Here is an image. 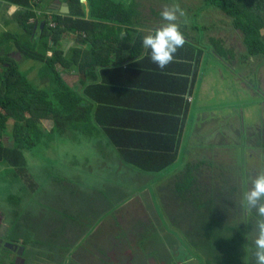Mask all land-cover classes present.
I'll list each match as a JSON object with an SVG mask.
<instances>
[{"label":"crops","instance_id":"crops-1","mask_svg":"<svg viewBox=\"0 0 264 264\" xmlns=\"http://www.w3.org/2000/svg\"><path fill=\"white\" fill-rule=\"evenodd\" d=\"M57 1L62 0H55V2ZM155 3L157 7H160V1ZM165 4L170 5L169 3ZM83 6L86 13L85 22L91 24L89 34L72 32L70 27L73 25L68 24L67 32L62 35L58 44V50L64 52V57L67 58H71L79 52L83 53L82 64L69 65L68 72L62 71L63 79L80 96L85 114L90 116L93 121L105 123V126L99 124L100 131H95L92 139L82 135H71L73 138L81 137L87 145H91L90 140H98L99 142L92 148L99 151L104 150V155H100V161L106 162L105 165L97 164L95 169L85 168L88 170H107L109 166V169L114 172L113 176L108 179L113 181L116 179L125 180V182H119L117 185L134 186L138 182L141 183L144 176L146 177L148 174L127 173V171L138 170L127 165L121 150L110 141L107 133V131L115 132V130L127 132L129 127L132 128L134 119L138 118L139 115L154 118V121L151 119L149 121L155 125L157 137L160 133L164 139L160 145V150H165L164 152L167 153L179 151V161L183 162L186 159L190 163L189 156H187L188 139H193V137L189 134V121L193 119L195 123L191 131L204 132L207 128V121H210L209 118L203 120L207 115L217 118V115L222 114L223 120L227 119L228 116L225 114L227 104L219 68L216 67L212 70L213 60L209 59L206 64L205 56L202 57L199 65L195 61V54L198 52L195 48V41L200 38L198 32L190 28L182 29L181 33L184 36L185 44L174 54L173 62L161 69L151 61L142 47L144 36L154 34L156 29L168 23L161 18L160 10L156 11L151 7L152 11L150 10L149 14H144V9L141 6L146 20H141V23L133 26L137 32L132 34V38H128L133 27L116 22H97L89 16L88 3ZM171 6L173 7V5ZM16 9L17 7H12V13ZM172 9L175 10V7ZM69 11L71 13L70 6ZM10 20L11 18L7 17V13L5 14V9L2 10L0 13V36L5 33L8 27L7 21ZM76 20V18L73 19V21ZM176 24L179 27L184 25L181 18ZM95 25L96 28L94 29ZM139 36L140 41L137 39ZM213 57L217 61L218 58ZM44 73V67L39 69L40 88L47 86V77L41 78ZM88 106H92V108L87 109ZM189 106L190 113L187 116L181 114ZM179 117H185V123L180 122ZM140 120L138 119V121ZM124 143L130 147L125 151L130 153L131 151L136 153L138 149L141 151L139 147H136L137 145L130 144L129 141H124ZM84 161L85 165H88L90 159L85 158ZM174 167L168 168L163 179H160V175L153 177L155 180L152 181V187L155 188L151 195L154 196L156 192L160 198H163V202L167 197L164 192H160L159 187L173 186L178 183V178L172 179L169 183L157 185L168 180L166 178ZM89 176L96 178L92 174ZM76 179V185L98 189L99 191L79 189V186L72 190L73 193L81 196L83 201L73 202L66 206L70 213L67 222H65L69 226L66 231L69 235L68 243L61 241L62 235L59 233H47L56 240L59 237L57 241L61 242L60 246L64 250L59 255H62L64 260L61 261L59 256L54 257L51 260L53 264L172 263V258L165 253V251H171V245L165 233L159 230L154 222L132 220L133 214L127 206L123 208L126 211L122 213L117 226L108 227L109 225L105 224L108 216L104 221H98L102 216L108 214L110 202L121 201L125 197L124 195L120 196L119 200L111 199L113 194L110 193L104 182L86 186L82 185L81 178ZM100 179L105 180L107 178L100 177ZM164 206L169 208L171 204L166 202ZM217 206L219 209L212 213L214 222L211 223L210 228L205 229V234H207L205 237L202 233L199 238L192 226L183 227L182 233L192 236L195 244H197L195 248L203 256L210 258L209 262L214 260V264H257L255 253L251 250V244L246 245L239 241L230 246L227 238L233 236L232 228L226 229L222 220L224 218L233 219L235 215L225 211L220 213L222 204ZM181 213L173 214L172 212L173 216H179ZM134 214L137 213L134 212ZM139 214L137 219H139ZM41 216L42 214L39 212V217ZM203 216L208 218L210 212L208 215L203 212ZM239 219L244 222L246 220L245 215L240 216ZM97 221L98 223L94 224ZM7 223L10 224L9 221ZM101 223L103 224L100 225ZM76 224L82 226V231L77 229ZM93 224L92 229L88 230V226ZM215 227H217L216 233ZM137 231L139 233H136ZM214 233L217 235H211ZM168 234L170 235V233ZM154 237L157 238V241H153ZM158 243L161 244L155 245Z\"/></svg>","mask_w":264,"mask_h":264},{"label":"rangeland","instance_id":"rangeland-1","mask_svg":"<svg viewBox=\"0 0 264 264\" xmlns=\"http://www.w3.org/2000/svg\"><path fill=\"white\" fill-rule=\"evenodd\" d=\"M159 1L160 7H157L155 2ZM174 1L175 9L181 8V12L179 10L176 11L177 19L174 23L180 21L181 18L182 23H185L187 28L191 29V22L194 25L195 15L202 8L203 0ZM136 2L143 7L144 14H149L151 7L161 12L165 8L173 10L170 3V5L165 4L167 2L165 0H137ZM9 8L6 2L4 3L0 0V13L4 9L12 13ZM185 13L192 16L189 18ZM189 19H192V21ZM197 23L199 26L203 23L208 29L204 42L209 43V39L212 38L218 39L223 42L228 51L232 50L235 57L239 61L241 60L245 53L242 35L234 31L231 21L221 15L220 12L211 9L204 12V14L202 13ZM9 28L10 32H15L12 21L9 22ZM3 43L1 42V44ZM218 60L213 59L211 69H215L214 63L216 61V66L219 67L222 79H224L222 87L225 90L227 104L225 114L228 116L227 119L223 120L222 114L217 115V118L207 115L203 120L209 118L210 121H207V128L204 132L191 131V128L195 126L193 119H191L189 121V134L193 139H188L187 156H189L192 164H195V158L196 161H202L209 159L214 154L216 166L219 168L215 174V195L220 196L221 192V194L232 192L230 189L233 188L234 182L241 183L244 190L246 187L250 190L252 180L259 174L264 173V147L262 146L264 138L258 139V136L255 135L261 131L264 134V98L260 94L262 91L260 86L264 82V58L247 60L241 66L236 60L234 61V66L231 67L235 68L234 72L225 70ZM43 67L45 73L41 76L42 79L46 77V68L43 64L26 61L22 65L24 73L28 74L27 72H31L28 77L37 87L41 83L39 69H43ZM255 86H258L259 90H256ZM262 87L264 88V83ZM46 89L53 90L48 84ZM207 108H209L208 105ZM46 125L49 130L52 128V122H47ZM13 131L12 122L10 124V132L13 133ZM251 133L252 143L241 137L244 134L250 135ZM54 140L52 141V138L45 139L36 148V151L26 154L29 164V167H26L23 172L25 173L26 182L21 179V175L20 178L15 175L14 168L13 170L6 164H2L0 167V209H5L4 211L11 213L12 217L7 219V222L11 220V227H13V224L17 225L16 228L19 233L14 234L15 238L17 237L20 240L26 236L22 233V228H24L26 223L30 228L39 229V232H41H38V236L36 235L35 237L36 240L39 239V246L32 245L34 248L31 247V250H29V258L33 256V259L36 262L39 261V264H53L51 260L63 253L64 250L60 246L61 242L57 241L59 237L56 240V238L51 237L47 233H59L62 235L61 241L68 243L69 235L66 231L69 226L65 222H67L70 213L66 206L73 202L83 201L81 196L72 192V190L77 189L76 186H79L76 185V178H81L82 185L86 186L98 185L104 182L108 186L110 193L113 194L111 199L119 200L120 196H125L121 201L110 202L109 210L107 211L109 215L105 214L98 221H104L106 216H108L105 224L109 225L108 227L117 226L122 213L126 211L123 208L127 206L128 210L133 214L132 220L154 222L155 226L165 233L171 245V251L168 250L165 253L172 258L171 264H214V260L209 262L210 258L198 252L195 248L197 244H195L192 236L181 231L185 226H192L199 238L202 233L205 237L207 235L205 234V229L210 228L211 223L214 222L212 212L207 218L203 216V212L199 208V205L207 204L211 198L209 195L202 196L200 193L202 179H199V184H195L191 194L187 193L188 195L185 198L179 196L174 198L172 196L174 189L168 186L159 187L162 190L165 189L164 195L167 199L164 202L163 198L160 197L154 200L151 192L155 188L152 187V181L155 180L153 177L156 175L148 174L146 177L144 176L141 183L138 182L134 186H121L117 185V183L125 182L124 179H116L114 181L108 179L113 176L114 172L109 169V166L107 170H88L85 168L95 169L97 164H106V162L100 161V155H104V150L99 151L92 148L99 142L98 140H90L89 143L91 145H87L81 137L73 138L71 134H66L65 137L61 138H54ZM5 142H8V140L5 139ZM253 146L255 147L253 148ZM85 158L90 159L88 165H85ZM190 164L186 159L183 162L178 161L172 166L175 167L170 171V175L167 176L166 179L168 180L158 183L157 186L162 183H169L172 179L177 178L191 180L188 176L184 177L185 171ZM197 164H200V171L205 168V165L196 162ZM127 173L139 172L131 170L127 171ZM89 174L95 175L96 178L90 177ZM244 174L248 180H240V182L239 179H236L237 175L242 178ZM100 177L107 179L102 180ZM224 184L225 187H223ZM30 186L33 188L31 189ZM79 187V189H91L81 185ZM91 190L94 192L99 191L98 189ZM244 193L235 192L232 205H229V200L226 199L222 200V203L218 202V205L222 204L220 213L225 211L235 215L233 219L224 218L222 220V224L225 225L226 229L232 228V238L236 243L241 241L246 245L251 244V250L255 253V240L258 235L257 221L261 217L257 215V212L254 214L253 211L257 209L251 210L248 208L243 199ZM219 198H222V196ZM166 202L167 204L170 202L171 206L169 208L164 206ZM211 204L213 203L211 202ZM250 210L251 213H249ZM39 212L42 214L41 217H39ZM134 212L137 214H134ZM172 212L173 214L181 213V215L173 216ZM138 213H140L139 219H137ZM205 213L208 215L209 211ZM247 213L249 214L247 215ZM16 214L20 216L17 217ZM244 215L246 220L241 222L239 217ZM24 219H26V222ZM98 221L94 222V224H97ZM94 224L88 226V230H91ZM145 226L148 227V225ZM76 227L79 231L83 229L78 224H76ZM136 233H139V231ZM28 237L32 238L29 234ZM153 241H157V238L154 237ZM36 255L39 256L40 260H37ZM59 257L61 261L64 260L62 255Z\"/></svg>","mask_w":264,"mask_h":264},{"label":"trees","instance_id":"trees-1","mask_svg":"<svg viewBox=\"0 0 264 264\" xmlns=\"http://www.w3.org/2000/svg\"><path fill=\"white\" fill-rule=\"evenodd\" d=\"M1 1L6 2L9 6H16L18 8L15 17L23 33L21 35L4 34L0 36V40H2L0 42H4L3 39L8 40V42L12 41L15 45L19 46L26 61L44 64L47 71V84L53 88L50 91L46 89L47 86L45 88L37 87L30 80L28 74L13 64L0 77V167L2 164H6L12 169L14 168L15 175L18 178L21 175V179L26 182L24 178L25 173H23L26 167H29L26 154L36 151V148L45 139L52 138L53 141L54 138L65 137L69 133L71 135H82L92 139L94 136L93 133L100 131L99 124L105 126V123L103 121H93L90 116L85 114L84 105L80 100V96L63 79L62 71L68 72V67L71 64H82L83 58L82 52L77 53V55L71 58H67L64 57V52L58 50V44L61 41L62 35L67 32L68 24L73 25L70 29L72 32L77 33L86 32L89 34V29L91 28V24L85 22V7L81 5L80 0H62L69 4L71 8L70 16H55L54 22L57 23V28L52 31H49L47 26L42 31L39 28L37 30V33L41 35L39 39H36L35 36L33 37V26L29 24L30 20L36 18L37 15L33 9L34 0ZM39 1H41V4L44 2V0ZM136 1L88 0V7L90 9L89 16L97 22H116L128 27L137 26L141 23V20L145 21L146 17L143 16L141 5ZM165 1L174 7V0ZM201 6L202 8L195 15L194 25L191 22V29H195L200 36L195 41V48L198 51L195 54L197 65L200 64L203 56L206 57V62L209 59L213 60V56H216L225 70L234 72L235 68L231 67L234 66V61L236 60L239 66H241L247 60L264 58V0H203ZM211 9L220 12L221 15L231 21L234 31L241 33L245 53L240 61L235 57L232 50L228 51L225 48L222 41L212 38L209 39V43L204 42L208 29L203 23L199 26L197 21H199L202 13L204 14V12ZM180 10L181 8L179 12H181ZM185 14L189 18L192 16L188 13ZM74 18L77 20L73 21ZM189 20L192 21V19ZM182 29H188L185 23L179 27L180 32H182ZM136 32L134 27L131 28L128 38H132V34ZM137 39L140 41V36ZM140 46L141 43L139 44V48ZM214 67H217L216 62L214 63ZM255 87L256 90H259L258 86ZM260 90H262L260 94L264 98L262 84ZM90 108L92 106L87 107V109ZM189 113L190 106L181 112V114L186 116ZM179 118L178 120L180 122L185 123V117ZM138 119L141 120L138 121ZM149 119H151L149 116L139 115L138 118L134 119L132 128L129 127L127 132L115 130V132L107 131V133L110 141L121 150L120 152L122 157L125 158L124 160H126L127 165L136 168L142 174L160 175V179H163L168 168L179 161L180 154L179 151H176L177 153H167L164 152L165 150L159 149L164 139L160 133L159 137H157L155 125ZM151 120L154 121V118ZM12 122L14 128L13 133L10 132V124ZM47 122H52V128L50 130L46 125ZM255 135L258 136V139L264 138L263 131ZM251 136L252 133L250 135L244 134L241 137L252 143ZM5 139L8 142H5ZM167 140L169 141L168 138ZM124 141H129L130 144L137 145L136 147H139L141 151L139 149L136 153L125 151L130 147ZM262 146L264 147V143ZM213 156L214 154L209 159L202 161L194 160L195 164L190 162L191 164L185 171L184 177L188 176L191 180L177 179L178 182L183 183L170 186L174 189L172 193L174 198L178 196L185 198L188 195L187 193L191 194L194 185L199 184V179H202L200 193L202 196L209 195L211 198L207 204L199 205V208L202 212L209 211L214 213L219 209L217 206L218 202L222 203V200L226 199L229 200V204H232L235 192L243 194L249 190L248 187L244 190L241 183L234 182L233 188L230 189L232 192L225 194H221V192L220 196L215 195V174L219 168L216 166ZM195 161L205 165V168L200 171V164L196 165ZM236 179H239V181L248 180L245 174L242 175V178L237 175ZM223 187H225V184ZM159 190L163 193L165 189L162 190V188H159ZM221 196L222 198H219ZM157 197L159 198L155 192L154 200ZM253 209L251 208V210ZM253 212L256 214L255 212L257 210ZM214 229L216 233L217 227ZM215 233L211 235H217ZM25 241L26 243H30L32 240L27 238ZM227 241L230 243V246L236 243L232 237H228Z\"/></svg>","mask_w":264,"mask_h":264},{"label":"flooded vegetation","instance_id":"flooded-vegetation-1","mask_svg":"<svg viewBox=\"0 0 264 264\" xmlns=\"http://www.w3.org/2000/svg\"><path fill=\"white\" fill-rule=\"evenodd\" d=\"M40 2L41 1L38 2V0H34L33 9L34 11H36L37 15L36 18L31 19L29 22V24L33 26V37L35 36L36 39L40 38L37 30L39 28L41 31L43 30L40 27L42 23H45L47 29L49 31H52L57 28V23L54 22L55 16H70V14L66 15L65 11H63V4L65 2L61 1L62 4H57L55 0H51V2L50 0H44L42 4ZM9 7L12 9V7L16 6ZM17 9L13 13H9L8 10H5V14L7 13V17L9 16L11 18L10 21H12L13 23L15 32H10V21H7L8 27L5 30L4 34L21 35L23 33V30L19 28L16 21L15 16L16 12L18 11ZM52 23H54L56 26L51 27ZM3 41V44H1L0 42V47H2L0 49V77L3 75L5 70L11 68L12 64L18 66L23 71L22 65L26 62L25 56L21 53L19 46L15 45L12 41L8 42V40L6 39H3ZM27 73L30 74L31 72ZM4 210L0 209V264H39V261L36 262L35 259H33V256L30 258L28 257L29 250H31L32 245L39 246V239H35L37 233L39 232V229L35 230L34 228H30V226H28L26 223V225H24V228H22V233L26 236L24 238H21L20 240L17 237L15 238L14 234L19 233L18 229L16 228L17 225L13 224V227H11L10 224L7 225V219L11 218L12 216L11 213ZM24 220L26 222V219ZM9 222L11 223V220H9ZM28 234L30 237L32 236V238H29ZM27 238L31 239L32 241L30 243H26L25 239ZM34 246L32 248H34ZM36 257L38 260L39 256L36 255Z\"/></svg>","mask_w":264,"mask_h":264},{"label":"clouds","instance_id":"clouds-1","mask_svg":"<svg viewBox=\"0 0 264 264\" xmlns=\"http://www.w3.org/2000/svg\"><path fill=\"white\" fill-rule=\"evenodd\" d=\"M165 8L161 12V18L167 21L164 26L155 30L154 34L143 37L142 47L145 54L149 55L151 61L157 67L163 69L174 60V54L185 44V39L179 30L176 21V11ZM250 190L244 193V201L248 208L257 209V215L261 217L257 221L258 235L255 240V257L257 264H264V173L256 176L252 182Z\"/></svg>","mask_w":264,"mask_h":264},{"label":"water","instance_id":"water-1","mask_svg":"<svg viewBox=\"0 0 264 264\" xmlns=\"http://www.w3.org/2000/svg\"><path fill=\"white\" fill-rule=\"evenodd\" d=\"M81 4H87L88 3V0H80ZM57 4H62L61 1H57ZM63 11H65L66 15H68L70 13L69 11V5L67 3H64L63 4ZM38 26H39V23H38ZM45 26V23H42L41 24V28L43 29V27Z\"/></svg>","mask_w":264,"mask_h":264},{"label":"built area","instance_id":"built-area-1","mask_svg":"<svg viewBox=\"0 0 264 264\" xmlns=\"http://www.w3.org/2000/svg\"><path fill=\"white\" fill-rule=\"evenodd\" d=\"M56 25L54 23H52L51 27H55Z\"/></svg>","mask_w":264,"mask_h":264}]
</instances>
